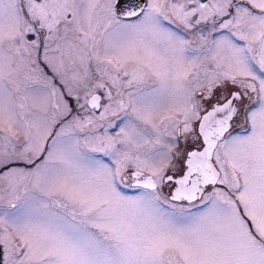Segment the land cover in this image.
<instances>
[{"label": "snow or ice", "instance_id": "1", "mask_svg": "<svg viewBox=\"0 0 264 264\" xmlns=\"http://www.w3.org/2000/svg\"><path fill=\"white\" fill-rule=\"evenodd\" d=\"M0 264H264V0H0Z\"/></svg>", "mask_w": 264, "mask_h": 264}]
</instances>
